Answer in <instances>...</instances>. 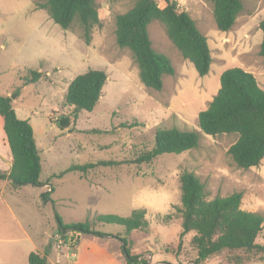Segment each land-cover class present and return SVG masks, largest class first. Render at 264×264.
I'll return each instance as SVG.
<instances>
[{
    "label": "rangeland",
    "instance_id": "1",
    "mask_svg": "<svg viewBox=\"0 0 264 264\" xmlns=\"http://www.w3.org/2000/svg\"><path fill=\"white\" fill-rule=\"evenodd\" d=\"M133 1L97 0L101 25L87 45L78 27L64 30L38 7L44 0H0V95L11 97L20 117L32 119L37 139L43 142L41 180H51V186H23L18 193L6 195L11 211L0 198V236L30 235L40 249L48 250L55 264H127L118 237L126 239L132 254L148 264L194 261V233L186 235L179 247L182 220L176 208L181 204L180 175L185 170L200 178L209 199L242 193V208L264 217V161L249 170L238 168L228 154L235 136L202 135L198 148L163 155L150 164L98 167L87 176L68 172L53 178L72 165L134 158L140 150L153 147L159 128L199 131L198 115L216 95L226 69L241 67L264 88V58L259 55L264 0H243L244 11L226 33L216 28L211 0H177L208 38L213 64L205 77L182 58L163 26L152 22L153 46L175 68V75L164 78L161 91L142 84L130 51L116 42V16ZM32 70L42 72L41 79L24 85ZM88 70L107 74L103 95L92 112L81 111L67 130H61L56 123L72 110L65 101L68 86ZM51 188L56 211L68 224L100 214L128 217L143 208L150 230L127 234L120 225L99 224L97 230L110 236L81 235L75 259L59 255L56 246H50L53 235L49 243L42 237L57 222L53 204H44L41 198ZM257 243L264 244V230ZM2 248L0 264H10L15 254L1 252ZM238 256L252 260L247 264H264L241 251H225L203 264H236Z\"/></svg>",
    "mask_w": 264,
    "mask_h": 264
},
{
    "label": "trees",
    "instance_id": "2",
    "mask_svg": "<svg viewBox=\"0 0 264 264\" xmlns=\"http://www.w3.org/2000/svg\"><path fill=\"white\" fill-rule=\"evenodd\" d=\"M211 1L217 30L223 33L232 31L244 11V1ZM160 2L164 4L163 7ZM38 7L45 10L62 29L78 27L87 45L92 41L94 29L101 25L97 0H44ZM154 21L163 26L170 42L182 58L194 66L200 77L210 73L213 57L208 38L198 28L191 14L180 9L177 0H134L126 12L116 16L115 36L118 46L130 51L145 87L161 91L164 78L175 75L171 59L153 46L149 26ZM259 30L263 33L259 55L264 58V19L259 23ZM41 77L42 72L32 70L30 76L24 78V85L36 83ZM107 80L108 76L102 70H88L74 78L65 96L71 113L60 117L57 126L67 130L81 111L92 112L103 95ZM0 116L13 156L11 173L7 175L0 171V180H10L14 188L51 186V180H41L42 163L33 127L29 120L18 118L11 97L0 95ZM198 127L199 131L159 128L153 147L140 150L134 154V158L72 165L66 172L53 178L62 177L68 172L87 176L98 167L150 164L160 156L180 155L198 148L202 135L212 138L235 136V141L228 149L234 164L244 170L260 166L264 161V88L256 76L241 67L226 69L221 74L216 95L198 115ZM180 184L181 204L176 208L182 220L179 247L186 235L194 233L191 244L196 251V258L189 264H203L225 251H241L257 256V262H264V244L257 243L264 230V217L242 208V193L209 199L200 178L187 170L181 173ZM53 192L51 188L42 194V202L53 204L56 225L60 229L58 235L67 244L75 241L77 245L84 234L110 236L97 230L99 224L120 225L127 234L135 231L148 233L150 230L147 211L143 208L134 209L128 217L100 214L85 222L65 223L56 211L51 198ZM118 238L123 243L122 254L127 264H148L142 256L132 254L126 239ZM47 252L30 253L29 264H50L44 261V257H48ZM250 260L238 256L236 264H247Z\"/></svg>",
    "mask_w": 264,
    "mask_h": 264
},
{
    "label": "crops",
    "instance_id": "3",
    "mask_svg": "<svg viewBox=\"0 0 264 264\" xmlns=\"http://www.w3.org/2000/svg\"><path fill=\"white\" fill-rule=\"evenodd\" d=\"M260 23V22H259ZM261 31V30H260ZM261 35V42L263 40V33L261 31L260 33ZM210 46V44H209ZM211 48V47H210ZM5 96H9V95H5ZM16 114L18 116V118L22 119V120H29L30 124L33 127L34 130V137L36 140V144L38 147V150L40 151V148L43 144V142H39L37 139V129L35 127V125L32 122L31 118H27V117H20L19 113H18V109L15 108ZM13 167V156L11 153V149L9 147V143L7 140V136L4 130V121L3 118L0 116V171L3 173H6L7 175H9L11 173ZM19 191H21V187L20 188H14L11 184L10 180H0V198L2 199L1 202L7 206L9 208V210L11 211L12 209L10 208V204H9V200L7 199L6 195H12V194H16ZM65 222V221H64ZM66 223V222H65ZM57 229V225L56 224H52L50 226V229H46L43 232V241L44 243H49L50 237L51 235H53L52 233ZM80 241H81V237H80ZM54 240L53 242H51L50 240V246L52 244V247L54 245ZM41 245H39L37 243V241L31 237L30 235H26V233L23 234H19V235H7V236H0V249L1 247H3L1 252H5L6 254L8 253H13L15 254V258L14 260L10 261V264H29V255L32 252H40V253H44L45 249L42 250L40 249ZM46 246V244H45ZM52 247H49L51 250ZM47 261L50 264H55L53 261H51V259L49 257H47Z\"/></svg>",
    "mask_w": 264,
    "mask_h": 264
},
{
    "label": "built area",
    "instance_id": "4",
    "mask_svg": "<svg viewBox=\"0 0 264 264\" xmlns=\"http://www.w3.org/2000/svg\"><path fill=\"white\" fill-rule=\"evenodd\" d=\"M54 245L56 246V249L59 252V255H66L67 258H71V259L76 258V253L74 252V250L78 244L75 245V241H72V242L70 241L67 244L64 239L58 236L54 242Z\"/></svg>",
    "mask_w": 264,
    "mask_h": 264
},
{
    "label": "water",
    "instance_id": "5",
    "mask_svg": "<svg viewBox=\"0 0 264 264\" xmlns=\"http://www.w3.org/2000/svg\"><path fill=\"white\" fill-rule=\"evenodd\" d=\"M60 233V229H56L54 232H53V237L51 238V242H53V240H55V237ZM44 261L47 262V257H44Z\"/></svg>",
    "mask_w": 264,
    "mask_h": 264
}]
</instances>
